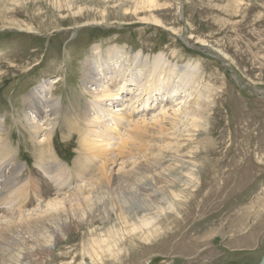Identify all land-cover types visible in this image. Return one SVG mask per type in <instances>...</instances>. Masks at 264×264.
Listing matches in <instances>:
<instances>
[{"label": "rangeland", "instance_id": "1", "mask_svg": "<svg viewBox=\"0 0 264 264\" xmlns=\"http://www.w3.org/2000/svg\"><path fill=\"white\" fill-rule=\"evenodd\" d=\"M240 1V9L235 10L227 7V0H158L154 13L159 23H152L141 19L150 15L147 8L138 10L139 17L131 3L121 8L122 0H82L74 11L78 6L84 9L76 14L58 13L46 0H30L10 13L4 11L8 5L3 0L0 122L15 149L14 161L23 166V187L29 175L36 183L40 177L35 170L36 142L23 115V98L41 82H52L53 97L62 104L63 113L56 117L50 146L72 170L82 134L76 130L75 114L69 117L68 110L78 115L93 101L81 86L82 63L93 48H117L127 61L133 55L140 60L162 57L165 65L174 66L173 73L165 69L169 83L185 85L184 94L175 102L167 98L161 108L152 104L134 117L149 118L163 107L168 117L175 116L172 134L181 142L182 201L172 210L163 203L167 214L135 232L123 229L125 225L117 220L100 224L96 218L93 225L99 226L104 238L101 246L93 243L85 223L70 227L53 241L51 252L34 264L260 262L264 256V0ZM6 17L16 26L6 22ZM186 67L192 75L194 70L190 82L180 75V68ZM204 83L211 87L203 102V120L198 122L206 129H201L190 123L188 114ZM130 97L124 107L131 105ZM174 106L180 111L173 114L168 108ZM152 141L161 146L169 140ZM164 151L153 147L147 153L157 157ZM170 162L161 164L164 167ZM31 185L35 188L26 182L23 192L31 189L34 195ZM70 186L69 179L60 190L51 187L46 199ZM9 199L21 207L18 195ZM37 201L26 205L37 206ZM68 201L76 213V199ZM19 217L18 212L6 217L4 225L10 226V233L33 231L31 224L22 229L26 225H19ZM110 224L123 230L111 236ZM4 243L6 248L14 246L11 241Z\"/></svg>", "mask_w": 264, "mask_h": 264}, {"label": "bare ground", "instance_id": "2", "mask_svg": "<svg viewBox=\"0 0 264 264\" xmlns=\"http://www.w3.org/2000/svg\"><path fill=\"white\" fill-rule=\"evenodd\" d=\"M46 1L61 14H76L84 9L78 6L74 11V6L82 0ZM6 2L8 6L4 7V11L13 13L16 6L27 4L30 0ZM128 3H131L132 11L136 14L138 10L147 8L150 15L141 18L142 21L159 23L158 14L154 13L157 11L158 0H122L120 7L126 9L124 7ZM240 3V0H227V7L239 10L238 7L242 5ZM103 14L104 11L100 16ZM137 15L140 17V14ZM10 19L6 22L16 26L14 20ZM102 51L100 47L93 48L91 55L82 63L81 86L93 101L82 108L78 115L76 111L68 110L69 117L75 114L76 130L79 129L82 134L79 142L81 150L72 170L57 158L50 146L56 117L63 113L62 104L53 97L52 82L47 80L37 84L23 98L26 127L37 147L35 170L40 174V177L37 175L38 183L31 175L26 180L34 184L35 188L31 185L34 195L31 189L23 192L29 184L26 186L25 182L24 187L21 185L23 166L14 161L15 149L0 122V264H34L43 254L51 252L53 241L59 240V234L82 223L91 232L93 243L101 246L104 238L99 226L93 225L96 218L100 224L117 220L125 225L123 229L135 232L156 222L167 214L166 208L172 210L175 204L182 201L184 185L181 142L172 134L175 116L168 117L166 108L162 106L164 109L159 114L155 115V112L149 118L146 115L139 119L134 117L152 104L161 108L167 98L175 102L178 96L184 94L185 85L169 83L170 77L167 74L168 71L173 73L174 66L165 65L162 57L153 56L151 61L149 58L140 60L133 55L127 61L123 55H119L117 48ZM180 70L182 79L192 81L193 69V75L187 67ZM204 84L196 91L188 114L190 123L194 122L193 126L201 129H206L198 122L203 120V102L208 100L207 92L211 87ZM130 94L128 102L131 105L124 107L126 97ZM168 109L173 114L180 111L175 106ZM154 138L161 142L163 138L169 141L162 143L164 146H158V142L152 141ZM153 147L157 151H165L157 157L149 156L148 148ZM168 159L171 162L163 167L161 163ZM154 163L158 167H154ZM69 179L73 186L46 199L51 187L60 190V186H64ZM179 187L180 192H175V188ZM12 195H18V199H21L19 204L23 208L16 206L14 199L8 201ZM68 198L76 199L75 214ZM35 199H38L37 206L26 205ZM163 203H167L166 208L161 206ZM79 205L82 208L80 210ZM17 212L21 218L19 225H26L22 229L28 224L33 228L27 235L20 231L10 233V226L4 225L6 217ZM77 215L78 219L74 217ZM107 229L111 236L123 230L117 229L114 224H110ZM9 241L14 242V246L6 248L4 242Z\"/></svg>", "mask_w": 264, "mask_h": 264}, {"label": "water", "instance_id": "3", "mask_svg": "<svg viewBox=\"0 0 264 264\" xmlns=\"http://www.w3.org/2000/svg\"><path fill=\"white\" fill-rule=\"evenodd\" d=\"M258 264H264V256L262 257V259L260 260Z\"/></svg>", "mask_w": 264, "mask_h": 264}]
</instances>
